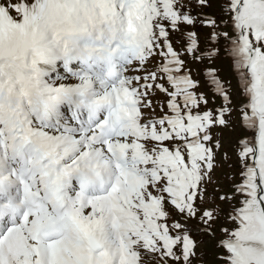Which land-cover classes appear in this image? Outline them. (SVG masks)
<instances>
[{
    "label": "snow or ice",
    "instance_id": "1",
    "mask_svg": "<svg viewBox=\"0 0 264 264\" xmlns=\"http://www.w3.org/2000/svg\"><path fill=\"white\" fill-rule=\"evenodd\" d=\"M0 264H264V0H0Z\"/></svg>",
    "mask_w": 264,
    "mask_h": 264
},
{
    "label": "rangeland",
    "instance_id": "2",
    "mask_svg": "<svg viewBox=\"0 0 264 264\" xmlns=\"http://www.w3.org/2000/svg\"><path fill=\"white\" fill-rule=\"evenodd\" d=\"M224 135H225V138L229 137L230 135L234 137L235 136V131L234 130H226ZM225 171H230V170L225 169Z\"/></svg>",
    "mask_w": 264,
    "mask_h": 264
}]
</instances>
